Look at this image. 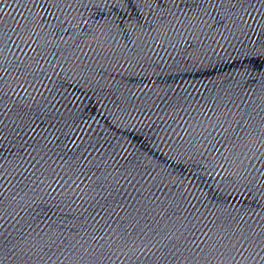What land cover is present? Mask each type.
Segmentation results:
<instances>
[{
  "label": "water",
  "instance_id": "obj_1",
  "mask_svg": "<svg viewBox=\"0 0 264 264\" xmlns=\"http://www.w3.org/2000/svg\"><path fill=\"white\" fill-rule=\"evenodd\" d=\"M0 40L131 264H264V0H0Z\"/></svg>",
  "mask_w": 264,
  "mask_h": 264
}]
</instances>
